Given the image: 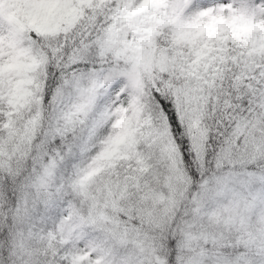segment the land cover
Returning <instances> with one entry per match:
<instances>
[{"label":"snow or ice","instance_id":"1","mask_svg":"<svg viewBox=\"0 0 264 264\" xmlns=\"http://www.w3.org/2000/svg\"><path fill=\"white\" fill-rule=\"evenodd\" d=\"M0 264H264V0H0Z\"/></svg>","mask_w":264,"mask_h":264}]
</instances>
